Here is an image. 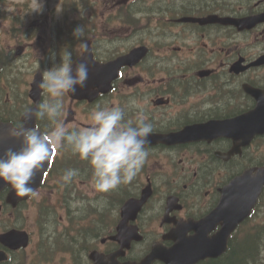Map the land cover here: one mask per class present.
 Listing matches in <instances>:
<instances>
[{"label": "flooded vegetation", "instance_id": "1", "mask_svg": "<svg viewBox=\"0 0 264 264\" xmlns=\"http://www.w3.org/2000/svg\"><path fill=\"white\" fill-rule=\"evenodd\" d=\"M41 3L36 12L35 0H0V121L25 125L26 111L50 99L44 89L36 99L30 97L31 88L42 82L46 69L60 63L63 49L73 60L79 56L81 41L73 31L84 27L93 57L108 63L93 78L102 90L87 102L65 95L56 121L36 118L29 128L48 133L57 123L87 127L99 104L123 108L126 120L143 112L154 130L144 167L116 190L96 191L88 162L55 148L35 195L8 205L9 188H3L0 233L8 227L24 230L28 244L0 242L5 255L0 264H136L155 242L171 246L174 241L164 235L178 222L210 216L222 187L264 159V135L247 143L226 136L237 132L236 120L256 106L251 91L259 90L264 99V0ZM68 3L74 16L70 32L63 35L62 10L57 13L56 8ZM85 10L87 21H82L77 16ZM137 47L145 48L138 51L143 52L138 60H122ZM206 122H220L217 129L202 133L210 140H164L186 138L181 130ZM232 148L238 153L226 155ZM68 169H77L78 175L65 184L61 176ZM33 200H38L41 216L31 221L21 212ZM131 200L135 204L126 205ZM204 224L209 235L221 228L213 221Z\"/></svg>", "mask_w": 264, "mask_h": 264}, {"label": "clouds", "instance_id": "2", "mask_svg": "<svg viewBox=\"0 0 264 264\" xmlns=\"http://www.w3.org/2000/svg\"><path fill=\"white\" fill-rule=\"evenodd\" d=\"M32 11L42 10L41 0H35ZM62 10L57 6L56 12ZM73 36L80 39L79 63L67 49L60 52V63L44 71L37 84L50 99L38 103L25 113L27 119L56 121L63 110V97L83 88L88 80L89 66L85 59L87 42L84 27H77ZM53 59L55 53H53ZM119 106L101 107L91 112L89 126H65L57 123L48 133L23 123L10 126L7 137L19 141V147L0 149V181L17 196L35 195L31 187L34 177L50 159L53 149L70 150L74 156L87 161L92 172L93 187L98 192H109L129 184L144 167L149 151L146 148L153 125L141 112L135 120L125 119ZM78 175L77 169L65 170L61 180L68 184Z\"/></svg>", "mask_w": 264, "mask_h": 264}, {"label": "water", "instance_id": "3", "mask_svg": "<svg viewBox=\"0 0 264 264\" xmlns=\"http://www.w3.org/2000/svg\"><path fill=\"white\" fill-rule=\"evenodd\" d=\"M263 183L264 169H260L253 176L245 175L235 180L232 189L227 190L222 205L223 229L219 234V237L222 239V244L216 252L220 253L226 248L228 234L234 229L237 223L249 214ZM212 242V240L204 239L201 234H198L188 242L185 241L184 244L189 246L186 248L185 261L193 262L194 260L196 261L209 255L211 251L218 248ZM151 260L146 259L143 264H149Z\"/></svg>", "mask_w": 264, "mask_h": 264}, {"label": "trees", "instance_id": "4", "mask_svg": "<svg viewBox=\"0 0 264 264\" xmlns=\"http://www.w3.org/2000/svg\"><path fill=\"white\" fill-rule=\"evenodd\" d=\"M262 258H264V226L252 233L234 237L229 250L220 258V262L214 261L210 264H263Z\"/></svg>", "mask_w": 264, "mask_h": 264}, {"label": "bare ground", "instance_id": "5", "mask_svg": "<svg viewBox=\"0 0 264 264\" xmlns=\"http://www.w3.org/2000/svg\"><path fill=\"white\" fill-rule=\"evenodd\" d=\"M38 68V67H37Z\"/></svg>", "mask_w": 264, "mask_h": 264}]
</instances>
